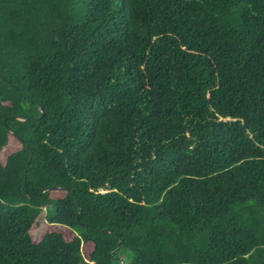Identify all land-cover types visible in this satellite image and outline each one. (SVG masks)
Masks as SVG:
<instances>
[{"label": "trees", "instance_id": "16d2710c", "mask_svg": "<svg viewBox=\"0 0 264 264\" xmlns=\"http://www.w3.org/2000/svg\"><path fill=\"white\" fill-rule=\"evenodd\" d=\"M9 134L0 264H264V0H0Z\"/></svg>", "mask_w": 264, "mask_h": 264}, {"label": "rangeland", "instance_id": "374dc122", "mask_svg": "<svg viewBox=\"0 0 264 264\" xmlns=\"http://www.w3.org/2000/svg\"><path fill=\"white\" fill-rule=\"evenodd\" d=\"M19 147V144L18 142L16 141V139L11 135L9 134V138H8V143L6 146H4L0 152V157L2 159L5 158V156L17 149ZM65 228L64 226H49V228H47V230H52V231H58V232H61L63 234V236L66 238V239H71L72 236L75 234L73 231H69L68 229H63ZM45 230L41 229L40 226H38V224H35L32 226V232H31V236H32V239L37 242L39 241L43 234H44ZM93 246L90 242H83L82 245H81V250H82V253L84 255V257L86 258V260L88 259V254L90 253V251L92 250ZM120 260H121V263L120 264H123L124 262H128L129 261V257H128V254L126 253V251L123 252V254L121 255L120 257ZM93 264V263H91Z\"/></svg>", "mask_w": 264, "mask_h": 264}]
</instances>
